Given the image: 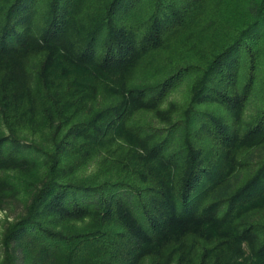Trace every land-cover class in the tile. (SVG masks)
Listing matches in <instances>:
<instances>
[{
	"label": "trees",
	"instance_id": "16d2710c",
	"mask_svg": "<svg viewBox=\"0 0 264 264\" xmlns=\"http://www.w3.org/2000/svg\"><path fill=\"white\" fill-rule=\"evenodd\" d=\"M0 123L2 264H264V0H0Z\"/></svg>",
	"mask_w": 264,
	"mask_h": 264
},
{
	"label": "rangeland",
	"instance_id": "374dc122",
	"mask_svg": "<svg viewBox=\"0 0 264 264\" xmlns=\"http://www.w3.org/2000/svg\"><path fill=\"white\" fill-rule=\"evenodd\" d=\"M40 5H43V2L40 1ZM86 22V21H85ZM88 23V22H87ZM176 35H170L168 38V41L170 42H175L176 41ZM189 43V42H188ZM187 43V44H188ZM189 46V45H188ZM157 58V57H156ZM155 58V59H156ZM161 56H158L156 59V62L154 63L153 68L152 67H142L141 65H136V70L133 72V75L137 77H141V79H145L147 82H154V79L158 78L160 74L164 73L163 71V64L160 61ZM193 78H191L190 75H187V77H184L182 80L177 82L168 92L167 94L163 97V99L160 100L159 104L154 106L152 109L148 111H144V113H140L142 109L137 110L135 119L128 121L126 124L130 123H136V122H142L143 123V118L147 117L148 115L152 116V121L153 124L160 125L159 127H170L171 125L175 124V121L181 117L183 113V106H185L188 102L190 91H191V86ZM100 91V90H98ZM92 92V91H91ZM101 95L96 94V97L93 99L89 100H84L83 104L81 105V109L88 107L89 105H94L96 101L101 102L102 98L100 97ZM86 102V103H85ZM100 105H103L100 103ZM80 109V108H79ZM246 110V109H245ZM69 113V111L67 112ZM244 114H247V111L244 112ZM140 119V120H139ZM140 122V123H141ZM193 127V126H190ZM0 133H6L4 131V128H2L1 123H0ZM162 136H157L156 138L153 137L152 139H149L146 144H141L142 146L146 147L148 150V146H151L153 143H155L157 140H160ZM176 141L180 140L177 138V135L174 136ZM43 140V139H40ZM151 140V142H150ZM140 144H136L134 149L132 150L134 153H137L138 150L141 152V147L139 146ZM171 148L167 152H171ZM180 157V156H178ZM180 160L182 158L180 157ZM45 161L42 163L44 164ZM42 163L39 161L37 163V166L39 169L42 168ZM91 171L94 169L89 167ZM41 170H38L40 172ZM254 169H251V172L242 170V173H240V179H248L251 175ZM12 173V171H11ZM36 188H30L29 190L26 191H15L12 190L8 192V194L0 199V264H2V257L4 255V251L2 248L1 240L4 237L7 229L12 226L16 221H19L22 219L27 210L28 206L30 204L32 196L35 194ZM86 220L83 221H78L76 222L77 225H80L82 222H85ZM246 246V245H245ZM243 246V248L245 247ZM247 252V250L245 249ZM59 260L58 257H55L53 260V264L57 263ZM170 264H174L171 262Z\"/></svg>",
	"mask_w": 264,
	"mask_h": 264
}]
</instances>
